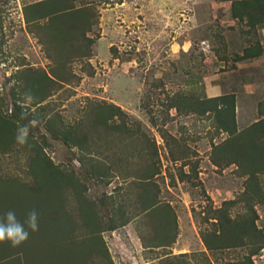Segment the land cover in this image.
<instances>
[{"label": "rangeland", "instance_id": "obj_1", "mask_svg": "<svg viewBox=\"0 0 264 264\" xmlns=\"http://www.w3.org/2000/svg\"><path fill=\"white\" fill-rule=\"evenodd\" d=\"M38 1L0 0V115L38 121L0 152L3 184L63 178L67 240L96 237L87 207L102 222L86 264H264V0H68L52 19ZM109 104L123 115L91 126Z\"/></svg>", "mask_w": 264, "mask_h": 264}, {"label": "trees", "instance_id": "obj_2", "mask_svg": "<svg viewBox=\"0 0 264 264\" xmlns=\"http://www.w3.org/2000/svg\"><path fill=\"white\" fill-rule=\"evenodd\" d=\"M67 2L68 0H41L27 5L24 10L26 12L27 8L37 10V18L52 19L73 13L74 7ZM26 12L25 16H27ZM259 49L256 53L258 55ZM44 78L49 80L47 76ZM100 108L101 110L95 112L91 120L93 127L99 124L106 125L107 120L123 115L114 105L109 104ZM16 127L9 118L0 115V152H5L14 144ZM79 131L80 128L68 129L63 126L57 128L55 133H58L57 136L64 143L79 148L86 141L85 134ZM33 176L34 181L27 188L15 182L14 179L5 184L0 179V214L12 209L16 212L18 219L23 222L30 209L35 208L39 213V230L31 232L26 242L16 247L8 242L0 243V264H86L87 255L90 253L88 251L90 244L87 241L97 238V241L102 244L98 236L103 230L102 222L97 219L93 209L90 211L91 208L87 207L85 214L89 216L90 223L94 220L92 225H95L94 230L89 233L96 237L90 236V239H84L81 243L67 240L71 220L63 210L62 192L57 188L59 184H62L63 178L54 176L47 164L39 165L38 169L34 170ZM53 203H56L58 207L53 208L55 206ZM111 228L112 226H108L106 229Z\"/></svg>", "mask_w": 264, "mask_h": 264}, {"label": "clouds", "instance_id": "obj_3", "mask_svg": "<svg viewBox=\"0 0 264 264\" xmlns=\"http://www.w3.org/2000/svg\"><path fill=\"white\" fill-rule=\"evenodd\" d=\"M21 97V107L27 108L36 101V96L31 89L19 93ZM22 117L27 118L29 113H21ZM37 119L33 118L27 124L17 125L14 140L20 146L32 145L29 143L31 128L37 124ZM39 230V213L33 208L26 213V219L22 222L18 219L16 212L12 209L0 214V243L8 242L16 247L29 239L31 232Z\"/></svg>", "mask_w": 264, "mask_h": 264}, {"label": "crops", "instance_id": "obj_4", "mask_svg": "<svg viewBox=\"0 0 264 264\" xmlns=\"http://www.w3.org/2000/svg\"><path fill=\"white\" fill-rule=\"evenodd\" d=\"M260 32H261L262 37L264 38V27L261 28ZM260 58L264 59V45H263V50H262V53L260 55ZM242 86H243V88L245 89L246 92H248V93L252 92L251 88H253V83H250V82L244 83ZM207 90L210 93L215 94L217 91H219V87L216 84H210L208 86Z\"/></svg>", "mask_w": 264, "mask_h": 264}]
</instances>
